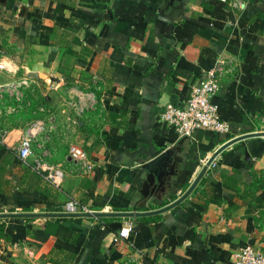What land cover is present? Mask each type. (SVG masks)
Returning a JSON list of instances; mask_svg holds the SVG:
<instances>
[{
    "label": "crops",
    "instance_id": "1",
    "mask_svg": "<svg viewBox=\"0 0 264 264\" xmlns=\"http://www.w3.org/2000/svg\"><path fill=\"white\" fill-rule=\"evenodd\" d=\"M220 57L214 101L230 130L180 138L160 113ZM0 59V264H233L238 248L264 250V135L226 148L163 213L42 215L71 199L94 212L161 209L222 144L264 132V0H0ZM35 124L23 160L16 148ZM73 144L85 160L71 159ZM43 154L64 168L61 187L34 168Z\"/></svg>",
    "mask_w": 264,
    "mask_h": 264
},
{
    "label": "built area",
    "instance_id": "2",
    "mask_svg": "<svg viewBox=\"0 0 264 264\" xmlns=\"http://www.w3.org/2000/svg\"><path fill=\"white\" fill-rule=\"evenodd\" d=\"M229 59L220 57L216 65L206 71V76L192 88L189 98L182 105L168 104L160 113V120L173 127L180 138L192 137L196 130L212 132H228L230 123L221 117L218 105L214 97L221 87V80ZM8 68L0 59V69ZM13 91L12 85L5 87ZM4 88L0 87V96ZM17 89V88H14ZM14 95L19 98L20 90ZM40 129L36 124L28 128L23 136L20 145L16 148L17 153L23 160L33 155V130ZM71 159L75 161L85 160L87 152L78 144H73L69 149ZM50 154H43L34 160V168L44 173L46 179L53 185L61 187L65 179V170L60 164L50 162L46 157ZM64 213L82 214L94 212L90 207L81 204L76 199H71L62 208ZM132 226H123L119 235L122 238L130 236ZM233 264H264V250L248 244L234 251Z\"/></svg>",
    "mask_w": 264,
    "mask_h": 264
},
{
    "label": "water",
    "instance_id": "3",
    "mask_svg": "<svg viewBox=\"0 0 264 264\" xmlns=\"http://www.w3.org/2000/svg\"><path fill=\"white\" fill-rule=\"evenodd\" d=\"M264 135V132H251L248 134H243L241 136L232 138L230 140H228L227 142H225L224 144H222L219 148H217V150H215V152L209 157V159L207 160L206 164L203 166V168L201 169V171L199 172V174L197 175V177L195 178V180L193 181V183L190 185V187L186 190V192L179 197L176 201H174L173 203L169 204L168 206H165L161 209L158 210H154V211H150V212H89V213H82V214H73V213H42V215H46V216H52V215H81V216H92V217H100V216H133V215H145V214H157V213H163L169 209H172L173 207L177 206L178 204H180L182 201H184L196 188V186L198 185V183L200 182V180L202 179V177L204 176V174L207 172L208 168L212 165V163L215 161L216 157L221 154L226 148H228L229 146H231L232 144L243 140V139H247L250 137H255V136H261ZM167 158H168V154H163L162 156H160L157 160H155L151 165H155V164H166L167 162ZM41 213H23L22 215H40ZM3 214H0V216H2ZM7 215H14V214H7Z\"/></svg>",
    "mask_w": 264,
    "mask_h": 264
},
{
    "label": "rangeland",
    "instance_id": "4",
    "mask_svg": "<svg viewBox=\"0 0 264 264\" xmlns=\"http://www.w3.org/2000/svg\"><path fill=\"white\" fill-rule=\"evenodd\" d=\"M15 97H16V96H15ZM22 97H23V95H22V96H20V98H17V97H16V99H17L18 101H21V100H23V98H22Z\"/></svg>",
    "mask_w": 264,
    "mask_h": 264
},
{
    "label": "trees",
    "instance_id": "5",
    "mask_svg": "<svg viewBox=\"0 0 264 264\" xmlns=\"http://www.w3.org/2000/svg\"><path fill=\"white\" fill-rule=\"evenodd\" d=\"M3 229H2V226H0V233L1 234H3V231H2Z\"/></svg>",
    "mask_w": 264,
    "mask_h": 264
}]
</instances>
